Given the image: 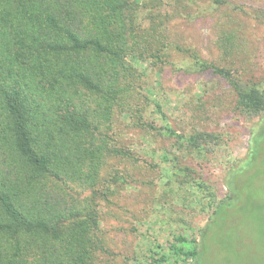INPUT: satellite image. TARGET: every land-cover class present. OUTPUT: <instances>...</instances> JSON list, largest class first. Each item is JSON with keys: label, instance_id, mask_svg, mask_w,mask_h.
<instances>
[{"label": "rangeland", "instance_id": "1", "mask_svg": "<svg viewBox=\"0 0 264 264\" xmlns=\"http://www.w3.org/2000/svg\"><path fill=\"white\" fill-rule=\"evenodd\" d=\"M137 2L120 105L93 131L98 146L101 135L107 142L96 188L69 199L81 208L92 190L106 196L96 200L103 249L94 264H155L179 236L198 245L234 171L235 198L220 210L204 264H264V111L241 113L229 82L194 63L264 90V0ZM166 128L209 136L190 145Z\"/></svg>", "mask_w": 264, "mask_h": 264}, {"label": "trees", "instance_id": "2", "mask_svg": "<svg viewBox=\"0 0 264 264\" xmlns=\"http://www.w3.org/2000/svg\"><path fill=\"white\" fill-rule=\"evenodd\" d=\"M138 7L137 0H0V264H94L103 249L96 200L106 196L92 190L81 208L69 199L96 188L107 142L101 135L98 146L93 131L120 105L118 70L135 51L128 39ZM194 63L229 82L241 113L264 111V90L198 56ZM237 172L201 242L179 236L155 264H204L220 210L235 198Z\"/></svg>", "mask_w": 264, "mask_h": 264}]
</instances>
